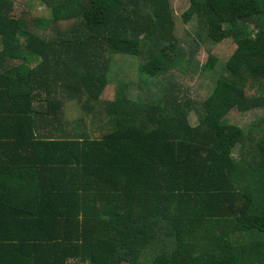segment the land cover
Here are the masks:
<instances>
[{"label":"trees","instance_id":"obj_1","mask_svg":"<svg viewBox=\"0 0 264 264\" xmlns=\"http://www.w3.org/2000/svg\"><path fill=\"white\" fill-rule=\"evenodd\" d=\"M32 1L34 29L0 0V264H264V116L231 119L264 114V0H190L197 46L237 47L199 103L172 0ZM116 55L163 97L103 98Z\"/></svg>","mask_w":264,"mask_h":264},{"label":"rangeland","instance_id":"obj_2","mask_svg":"<svg viewBox=\"0 0 264 264\" xmlns=\"http://www.w3.org/2000/svg\"><path fill=\"white\" fill-rule=\"evenodd\" d=\"M15 13H25L24 18L30 23L32 29L34 27V20L38 19H49L51 18V12L37 1L32 0H15ZM174 12L177 19V29L175 36L180 45L190 54L191 51L195 52L191 56V65L189 66L188 75L182 74L175 69L172 70L173 79L179 82L182 89L185 91L184 96L194 102H202L206 100L215 85L214 80L217 75L220 74L221 68L225 65L235 53L237 47L232 39L224 40L219 44L214 43H201V47L197 46L196 41V30L197 22L194 18L189 23H185L182 16L190 8V0H172ZM34 22V23H33ZM38 34H45L46 31L38 30ZM1 41V40H0ZM2 42V41H1ZM170 53H173L169 50ZM213 55L218 62L217 69L215 72L205 70V65L208 63L210 56ZM190 59V57H188ZM145 57L133 58L127 55H116L112 58V65L110 70L111 85L108 86L103 98H113L117 92L119 86L118 82L131 83L130 96L133 100L139 98V96L153 97V100L158 101L163 97V87L158 84V79H150L148 76H142L145 80V84L139 79V73L137 68L139 63H144ZM163 82V81H162ZM140 84V85H139ZM147 87H144V86ZM264 114L262 111H251L248 114L234 112L231 115L232 122L238 123L242 128H248L252 123L258 122L261 124L259 119L263 118ZM70 118H73L70 115ZM193 122L196 123L197 119L194 115L191 117ZM259 120V121H258ZM88 124H90L87 121ZM239 151L236 152L235 157H239Z\"/></svg>","mask_w":264,"mask_h":264},{"label":"crops","instance_id":"obj_3","mask_svg":"<svg viewBox=\"0 0 264 264\" xmlns=\"http://www.w3.org/2000/svg\"><path fill=\"white\" fill-rule=\"evenodd\" d=\"M2 50V47H0V51Z\"/></svg>","mask_w":264,"mask_h":264}]
</instances>
